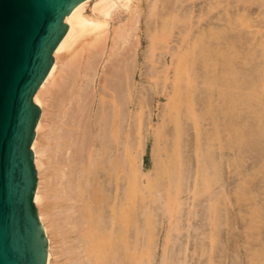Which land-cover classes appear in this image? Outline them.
<instances>
[{"label":"bare ground","instance_id":"1","mask_svg":"<svg viewBox=\"0 0 264 264\" xmlns=\"http://www.w3.org/2000/svg\"><path fill=\"white\" fill-rule=\"evenodd\" d=\"M64 22L34 95V203L46 264H158V210L175 218L161 264H264V188L251 187L264 176V0H82ZM158 91L171 103L154 131V180L138 140ZM189 151L199 164L188 209L172 200ZM229 165L240 180L225 193L218 184ZM200 205L207 229L191 218L182 224ZM230 223L233 238L222 235ZM191 227L195 244H177L175 232Z\"/></svg>","mask_w":264,"mask_h":264},{"label":"water","instance_id":"2","mask_svg":"<svg viewBox=\"0 0 264 264\" xmlns=\"http://www.w3.org/2000/svg\"><path fill=\"white\" fill-rule=\"evenodd\" d=\"M82 0H0V264H46L31 149L41 115L34 95Z\"/></svg>","mask_w":264,"mask_h":264},{"label":"rangeland","instance_id":"3","mask_svg":"<svg viewBox=\"0 0 264 264\" xmlns=\"http://www.w3.org/2000/svg\"><path fill=\"white\" fill-rule=\"evenodd\" d=\"M257 6L254 5L253 6V10L257 11ZM258 13H254L252 14L253 17H256ZM217 64V63H216ZM171 66V63H170ZM212 91L215 92L217 91L216 87L212 88ZM229 97H226V99L228 101H231ZM169 103H171V100H169L168 95L165 92H160L158 91V93L156 94V100L155 103L153 105V108H147L145 109V111H143V116H144V122L143 124V129H142V140H138L142 146L141 148V152L139 153L142 157V162H141V166L143 168L144 171H146L147 173H151L149 178H152L154 180H156V171H157V167H158V162L156 161V157H157V153H156V148L158 147V145L156 144V140H154L155 134L154 131L156 130V127L158 125H160V123L162 122V117L165 113V111H167V106L169 105ZM231 105L234 106V102L231 101ZM212 107L214 106L211 105ZM183 107V106H182ZM155 126V127H154ZM162 144L160 146H162V148L166 147L170 140H166V138L164 140H161ZM187 150V149H185ZM188 151V150H187ZM188 154H191V157H189L190 162L188 163L189 166L185 165V155L182 159V161H180L182 164L178 165V178L179 180H182V187L181 190L178 192V201L173 199L172 200V204L173 206H177L178 203H182V201H187V203H184V207L185 208H190L191 207V203L192 200H194L190 195V187H191V183H194V179L192 178L193 174L191 173L192 171L195 172V170L198 168L197 165L199 164L198 159L192 154L191 151L186 153V156ZM251 157H255V155H251ZM165 160V159H164ZM253 160V158H252ZM251 159H249L250 163H253ZM166 161V160H165ZM247 163L248 165L250 163ZM176 163V161H175ZM175 163H170V165H167V168L170 169V171L175 170L174 168L176 167ZM253 165V164H250ZM170 166L172 168H170ZM235 168V166H225L224 168V172H222V179L220 180V184H218V186H221V189L225 191V193L232 187L231 185L234 184L235 182H238L240 179H237L238 176H236L233 172V169ZM188 169V170H186ZM186 174L185 178L183 179L184 175ZM252 174H254V172H252L249 176H251ZM264 174V173H262ZM166 176V178L168 179L170 177V174H164ZM241 176V175H240ZM147 179V178H146ZM166 179V180H167ZM264 176H261L260 174H255L252 177V181L253 184H251L252 189H256V193L258 188L263 189L264 188ZM181 185V182H180ZM171 192V190H170ZM255 195V194H254ZM227 196H231V192H228ZM195 201V200H194ZM204 201V199H203ZM201 202V201H200ZM198 202V203H200ZM204 204V203H203ZM232 207V210L234 212V219L235 222H237L238 224H235L236 227H239L240 225V218L237 217V209L239 208L236 205V202H234L231 206L230 209ZM198 214L196 216L191 215V216H187L186 218H184L182 221V224L187 225V218H191L193 219L192 225L195 226V224L197 225L198 223H200L201 226H203V224H205V230L207 229V225H208V216H207V212L204 206L200 205L198 208ZM157 215H155V223L157 225V228L155 230L156 235L154 236L155 241H156V250H157V259L159 260L158 264H161V257L163 255V248H165V244L164 242H166L167 237L169 236V232H170V227H172V224L175 220L174 217H172V219H164V214L162 210H158ZM206 215V216H204ZM232 214L228 215V217H231ZM227 219V216H226ZM192 226V227H193ZM262 227H264V223L261 224ZM192 227L189 230H186L185 228L181 230V232H175L177 234V238H176V242L177 244H179L180 242H185L186 240H188V243H190V245L195 244L193 239L188 237L187 239V235L192 231ZM221 229V228H220ZM218 229V231L220 232L221 230ZM235 231H233V229H231V223L230 224H223V230H222V235L228 237V233H229V237L233 238V236L235 235ZM199 232H202V229L199 230ZM221 237V234H220ZM179 239V240H178ZM179 242H178V241ZM182 240V241H181ZM235 240V239H234ZM232 241V240H231ZM175 242V243H176ZM233 242V241H232ZM232 242H227L226 241V245L230 246ZM180 243V244H182ZM177 244H175L176 246H178ZM179 244V245H180ZM241 249L245 250V247H241Z\"/></svg>","mask_w":264,"mask_h":264}]
</instances>
